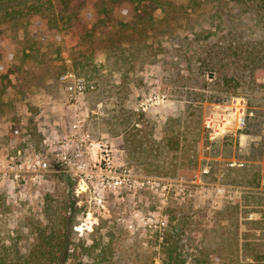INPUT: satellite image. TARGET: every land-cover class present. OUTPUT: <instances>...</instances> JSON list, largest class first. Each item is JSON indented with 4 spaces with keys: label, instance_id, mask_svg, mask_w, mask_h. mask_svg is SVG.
<instances>
[{
    "label": "rangeland",
    "instance_id": "obj_1",
    "mask_svg": "<svg viewBox=\"0 0 264 264\" xmlns=\"http://www.w3.org/2000/svg\"><path fill=\"white\" fill-rule=\"evenodd\" d=\"M179 4L158 7L144 23L119 0L56 4L60 29L50 31L49 45L26 34L28 17H0V66L10 80L0 108V154L17 144L39 148L43 133L65 129L70 108L61 75L75 73L94 85L79 97L78 111L87 108L92 139H108L116 185L114 194L82 190L76 175L50 171L25 184L14 202L0 183L3 262L17 264V251L37 244L36 227L47 214L60 234L73 236V254L57 264H161L160 243L175 224L184 226L185 264H264V65L252 71L227 61L229 44L254 42L261 27L233 0H209L184 15ZM94 5L111 10L97 14ZM83 27L94 31L85 42ZM159 92L165 103L143 109ZM235 100L245 106L243 128L232 119ZM211 116L214 129L229 131L210 139ZM143 178L160 184L138 185ZM98 252L103 256L94 261Z\"/></svg>",
    "mask_w": 264,
    "mask_h": 264
},
{
    "label": "trees",
    "instance_id": "obj_2",
    "mask_svg": "<svg viewBox=\"0 0 264 264\" xmlns=\"http://www.w3.org/2000/svg\"><path fill=\"white\" fill-rule=\"evenodd\" d=\"M8 1V2H6ZM11 1V0H10ZM32 4L28 7L22 6H7L4 3H9V0H0V17H11L13 20L20 21L23 17H28V20L23 22V26L26 34L28 32L32 34L35 41H41L45 45H49L48 39L50 37V31L59 30L57 21V12L54 5H60L62 8H71L70 4L74 2L82 3L85 0H34ZM117 1V0H114ZM209 0H180L179 9L181 10V15L188 13V10L195 11L201 8L200 6ZM243 7H247L251 19L253 22L260 26V34L255 38L254 42L248 41H235L234 44H229L230 49L228 55L232 57L229 60L231 63L234 60L241 62L245 67H250L253 69H258L260 65H264V0H233ZM119 2H125L132 6V10L135 12L137 22L144 23L147 19L152 21L151 13L159 8L165 9V7H173L174 0H119ZM55 3V4H54ZM96 8V13H107L111 8H106V5L101 6V9ZM179 11V10H178ZM50 13V14H48ZM68 15H72L69 13ZM69 17V16H68ZM22 22V21H21ZM32 23V24H31ZM126 25V24H125ZM84 29V27H83ZM76 32V31H75ZM73 32V33H75ZM94 32V31H93ZM92 30L84 29V34L81 38L84 42L93 35ZM208 38V34L204 36ZM79 39V38H78ZM254 39V38H253ZM229 43H232L231 41ZM246 46L245 45H248ZM235 56V57H234ZM216 62L212 59L206 61L207 68L211 71L216 70ZM4 65L0 66V108L6 106L7 102L2 100L4 90L9 84V78L6 73L3 72ZM230 79L239 80L238 75L231 76ZM242 79V78H241ZM15 115V114H14ZM15 118V116H13ZM18 120V119H17ZM32 118L29 120L31 125ZM33 127L35 132L36 127ZM42 134L38 133V138L40 139ZM38 139V140H39ZM71 203L70 200H65V202ZM67 206H72L68 204ZM48 210V207L46 208ZM46 210V212H47ZM46 223L43 226L39 224L36 228L38 231V242L37 244L30 248L26 253H20L17 251L16 260L17 264H57L58 259L63 260L68 259L72 254L71 247L69 246V241L73 239L72 235L60 234L58 228H55V223L53 218L46 214ZM73 223L72 220H70ZM171 229L166 232L162 238L160 245L162 246V251L164 256L162 258L161 264H185L187 262L186 253H184V226L180 224H175ZM220 232V230H219ZM221 233V232H220ZM63 235V237H62ZM243 246V245H242ZM93 252V246H89L87 251L88 257H90ZM94 255V261L102 258V253H97ZM262 256L263 254L257 253V256ZM253 254V257H256ZM264 257V255H263ZM100 261V260H99ZM0 264H6L3 259L0 258Z\"/></svg>",
    "mask_w": 264,
    "mask_h": 264
},
{
    "label": "built area",
    "instance_id": "obj_3",
    "mask_svg": "<svg viewBox=\"0 0 264 264\" xmlns=\"http://www.w3.org/2000/svg\"><path fill=\"white\" fill-rule=\"evenodd\" d=\"M61 79L68 83L67 106L70 108V122L65 129L48 135L43 133L39 148L28 149L17 144L6 148L0 154V183L10 187L9 191L15 197L14 202L17 201L18 194L25 193L23 190L25 184L35 182L38 177L50 171L76 175L78 182L82 183L79 185L82 190L109 188L114 194L115 166L109 141L106 138L92 139L84 127L88 110L86 108L80 113L78 111L79 97L94 89V85L71 72L62 74ZM166 100V94L159 92L148 96L141 104L145 109L149 104L165 103ZM241 101L235 100L233 105L232 119L236 128H243L245 125V106ZM224 119L226 118L223 116L222 121ZM211 121L212 116L207 121L208 126L213 128L210 139L221 130L229 131L220 125L222 128L214 129V123L210 124ZM227 123L228 121L225 125ZM137 184L152 188L160 183L143 178L138 180ZM164 187H167V184ZM183 194L181 199L191 196L192 193L188 190L183 191Z\"/></svg>",
    "mask_w": 264,
    "mask_h": 264
},
{
    "label": "crops",
    "instance_id": "obj_4",
    "mask_svg": "<svg viewBox=\"0 0 264 264\" xmlns=\"http://www.w3.org/2000/svg\"><path fill=\"white\" fill-rule=\"evenodd\" d=\"M19 145V144H18Z\"/></svg>",
    "mask_w": 264,
    "mask_h": 264
}]
</instances>
